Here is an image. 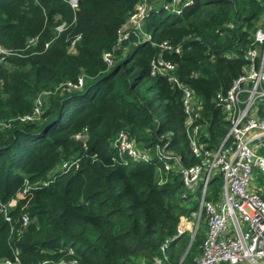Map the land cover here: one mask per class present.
Returning <instances> with one entry per match:
<instances>
[{"label": "trees", "instance_id": "1", "mask_svg": "<svg viewBox=\"0 0 264 264\" xmlns=\"http://www.w3.org/2000/svg\"><path fill=\"white\" fill-rule=\"evenodd\" d=\"M76 1L73 9L70 0H0V46L8 52L0 62V122L10 123L0 132V259L152 264L165 255L163 264H193L206 224L200 220L187 249L191 232L178 234L177 225L196 202L184 195L179 173L163 170L160 183L162 162H125L111 141L124 130L139 147L154 148L160 135L171 134L168 148L184 166L199 161L188 149L180 91L150 76L166 41L181 48L163 57L200 97L206 140L220 143L229 125L212 100L243 73L264 25V0H192L179 15L154 6L144 24L151 41L131 34L118 50V32L140 0ZM109 52L110 67L103 59ZM80 77L81 90L62 91ZM38 97L40 119L21 122ZM79 133L86 140H76ZM256 177L264 198V173ZM221 187L216 175L208 199Z\"/></svg>", "mask_w": 264, "mask_h": 264}, {"label": "built area", "instance_id": "2", "mask_svg": "<svg viewBox=\"0 0 264 264\" xmlns=\"http://www.w3.org/2000/svg\"><path fill=\"white\" fill-rule=\"evenodd\" d=\"M155 1L140 0L137 3L126 24L118 32L114 50L120 49L131 34L147 42L151 41L150 35L144 32V24L154 7L152 2ZM69 3L73 9L76 8V0H70ZM191 3L192 0H168L162 6L168 13L179 15ZM56 29L60 32L62 26ZM158 48L160 54L150 63V76L163 77L172 88L180 91L183 130L188 149L199 161L184 166L181 157L168 148L171 134L160 135L158 139L161 143L154 148H141L128 131L121 130L111 141V146L125 162H146L153 157L157 158L158 162L163 163V168H156L160 183L163 182V170L179 173L185 188L184 195H191V199L196 202V210L180 217L178 234L184 232L181 223L187 222L190 217L191 236L195 234L200 220L206 224L201 253L193 264H264V198L261 195L262 187L253 182L256 171L264 173V118L260 115V105L264 103V25L260 24L253 35L251 47L245 54L247 64L243 73L227 92H218L212 100L229 125L227 134L216 145H210L206 140L209 138L206 132L209 123L203 116L204 107L200 97L179 80L176 65L163 57L165 53L178 54L180 46L165 41ZM7 55V50L0 46L1 63L5 62ZM103 59L108 67L114 63L113 53H103ZM83 85L84 77H80L75 83H66L62 91H79ZM41 105L42 100L38 97L33 113L19 120H39ZM9 127V122H0V132ZM86 138V133L75 136L76 140L84 141ZM67 166L68 162H63L61 168ZM216 175L222 177L220 196L208 199L210 182ZM42 184L47 185L48 182ZM14 202L12 200L9 206ZM6 211L7 208L5 214ZM6 219L10 220L8 216ZM21 222L27 225L28 214L21 216ZM69 253H72L71 249ZM166 260L163 255L162 259L156 258L152 264H163ZM15 262H18L17 256L14 260L0 259V264ZM48 263L45 260L41 264ZM59 264H76V260H60Z\"/></svg>", "mask_w": 264, "mask_h": 264}, {"label": "rangeland", "instance_id": "3", "mask_svg": "<svg viewBox=\"0 0 264 264\" xmlns=\"http://www.w3.org/2000/svg\"><path fill=\"white\" fill-rule=\"evenodd\" d=\"M163 2H164V0H157V1H155V2H152L153 4H154V6H160V5H162L163 4ZM72 52V51H71ZM256 173H255V175H254V179H253V182H254V184L256 185V186H258V187H262V185L260 186L259 185V183L257 182V180H256ZM244 264H249L248 262H246V263H244Z\"/></svg>", "mask_w": 264, "mask_h": 264}, {"label": "crops", "instance_id": "4", "mask_svg": "<svg viewBox=\"0 0 264 264\" xmlns=\"http://www.w3.org/2000/svg\"><path fill=\"white\" fill-rule=\"evenodd\" d=\"M194 200V199H193ZM195 201V200H194ZM192 226V217L189 218V220L185 223H181V227H184L183 230L184 231H189V229ZM190 232V231H189Z\"/></svg>", "mask_w": 264, "mask_h": 264}, {"label": "water", "instance_id": "5", "mask_svg": "<svg viewBox=\"0 0 264 264\" xmlns=\"http://www.w3.org/2000/svg\"><path fill=\"white\" fill-rule=\"evenodd\" d=\"M193 236H194V235H193ZM193 236H191V239H190V242H189V245H188L187 249L189 248V246H190V244H191V241H192V239H193Z\"/></svg>", "mask_w": 264, "mask_h": 264}]
</instances>
